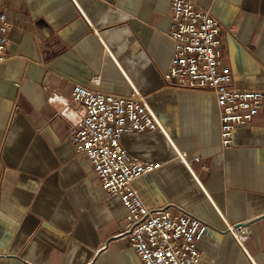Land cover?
Wrapping results in <instances>:
<instances>
[{
  "label": "crops",
  "instance_id": "1",
  "mask_svg": "<svg viewBox=\"0 0 264 264\" xmlns=\"http://www.w3.org/2000/svg\"><path fill=\"white\" fill-rule=\"evenodd\" d=\"M193 1L219 22L233 83L263 92V107L226 148L214 94L165 79L171 0H1L11 26L0 63V264H144L119 236L121 204L70 139L84 113L70 100L76 84L147 97L165 133L126 132L122 144L160 167L132 184L146 206L186 209L208 224L199 264H264V0ZM235 226L248 230L249 256Z\"/></svg>",
  "mask_w": 264,
  "mask_h": 264
},
{
  "label": "built area",
  "instance_id": "2",
  "mask_svg": "<svg viewBox=\"0 0 264 264\" xmlns=\"http://www.w3.org/2000/svg\"><path fill=\"white\" fill-rule=\"evenodd\" d=\"M170 18L174 50L165 79L174 80L179 87L214 94L220 108L218 141L226 148L234 128L250 123L263 107V92L233 83L229 67L221 64L220 25L209 9L193 0H171ZM10 26L0 0V63L7 57ZM92 82L99 84L101 76L94 75ZM70 100L84 109L69 130L76 152L85 156L104 195L119 201L127 219L119 236L129 239L144 264H199V244L208 224L186 209L146 206L132 184L135 178L160 167V162L138 160L122 144L126 132L165 133L147 97L135 88L125 96L76 84ZM234 228L242 231L241 226Z\"/></svg>",
  "mask_w": 264,
  "mask_h": 264
},
{
  "label": "bare ground",
  "instance_id": "3",
  "mask_svg": "<svg viewBox=\"0 0 264 264\" xmlns=\"http://www.w3.org/2000/svg\"><path fill=\"white\" fill-rule=\"evenodd\" d=\"M180 155H181L182 159L185 160L184 153H183V152H180ZM185 161H186L187 164H189V163L187 162V160H185ZM241 229H242L241 232H238V231L236 230L235 234H236V237H237L238 241H239V242L242 244V246H243V240L248 236V230H247V228L244 227V226H241Z\"/></svg>",
  "mask_w": 264,
  "mask_h": 264
}]
</instances>
